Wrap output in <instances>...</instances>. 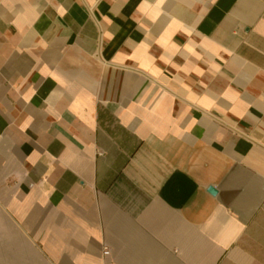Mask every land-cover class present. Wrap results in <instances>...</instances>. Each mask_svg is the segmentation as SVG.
I'll use <instances>...</instances> for the list:
<instances>
[{
	"label": "crops",
	"instance_id": "0c3cea01",
	"mask_svg": "<svg viewBox=\"0 0 264 264\" xmlns=\"http://www.w3.org/2000/svg\"><path fill=\"white\" fill-rule=\"evenodd\" d=\"M0 264H264V0H0Z\"/></svg>",
	"mask_w": 264,
	"mask_h": 264
},
{
	"label": "water",
	"instance_id": "95a60500",
	"mask_svg": "<svg viewBox=\"0 0 264 264\" xmlns=\"http://www.w3.org/2000/svg\"><path fill=\"white\" fill-rule=\"evenodd\" d=\"M209 192H210L211 194L215 195V194H217V189L214 188V187H210V188H209Z\"/></svg>",
	"mask_w": 264,
	"mask_h": 264
}]
</instances>
